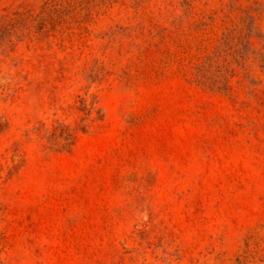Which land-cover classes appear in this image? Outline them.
Returning <instances> with one entry per match:
<instances>
[{
  "label": "rangeland",
  "instance_id": "obj_1",
  "mask_svg": "<svg viewBox=\"0 0 264 264\" xmlns=\"http://www.w3.org/2000/svg\"><path fill=\"white\" fill-rule=\"evenodd\" d=\"M0 264H264V0H0Z\"/></svg>",
  "mask_w": 264,
  "mask_h": 264
},
{
  "label": "trees",
  "instance_id": "obj_2",
  "mask_svg": "<svg viewBox=\"0 0 264 264\" xmlns=\"http://www.w3.org/2000/svg\"><path fill=\"white\" fill-rule=\"evenodd\" d=\"M220 55L216 53V58H218ZM229 71H221L219 70L216 73V80L213 78L208 77L207 75V71L205 70V68L201 69L199 71V83L202 85H207L210 88H215L219 90V91H225L227 92L229 90V84H228V75H229ZM223 82V83H222ZM222 84V85H219ZM83 105L80 108L81 110H85V104L84 102H82ZM72 134H68L67 139H71L72 138Z\"/></svg>",
  "mask_w": 264,
  "mask_h": 264
}]
</instances>
